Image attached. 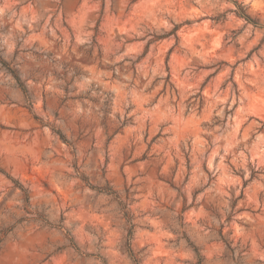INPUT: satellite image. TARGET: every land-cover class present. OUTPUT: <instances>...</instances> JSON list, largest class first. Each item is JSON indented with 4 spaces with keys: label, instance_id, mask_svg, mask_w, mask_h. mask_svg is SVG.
<instances>
[{
    "label": "rangeland",
    "instance_id": "374dc122",
    "mask_svg": "<svg viewBox=\"0 0 264 264\" xmlns=\"http://www.w3.org/2000/svg\"><path fill=\"white\" fill-rule=\"evenodd\" d=\"M0 264H264V0H0Z\"/></svg>",
    "mask_w": 264,
    "mask_h": 264
}]
</instances>
